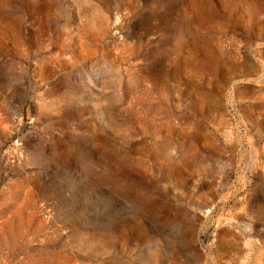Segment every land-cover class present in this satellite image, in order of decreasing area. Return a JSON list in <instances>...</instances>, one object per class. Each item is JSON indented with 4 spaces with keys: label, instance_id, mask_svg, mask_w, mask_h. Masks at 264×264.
<instances>
[{
    "label": "rangeland",
    "instance_id": "374dc122",
    "mask_svg": "<svg viewBox=\"0 0 264 264\" xmlns=\"http://www.w3.org/2000/svg\"><path fill=\"white\" fill-rule=\"evenodd\" d=\"M0 264H264V0H0Z\"/></svg>",
    "mask_w": 264,
    "mask_h": 264
}]
</instances>
